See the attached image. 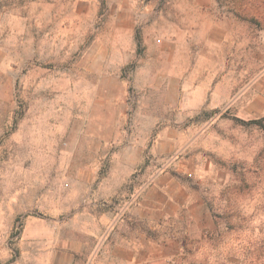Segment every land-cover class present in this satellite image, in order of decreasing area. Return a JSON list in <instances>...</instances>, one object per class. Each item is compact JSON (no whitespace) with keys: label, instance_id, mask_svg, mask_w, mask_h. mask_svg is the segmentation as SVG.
I'll return each mask as SVG.
<instances>
[{"label":"rangeland","instance_id":"374dc122","mask_svg":"<svg viewBox=\"0 0 264 264\" xmlns=\"http://www.w3.org/2000/svg\"><path fill=\"white\" fill-rule=\"evenodd\" d=\"M177 7L206 34L223 30L216 109L170 114L171 82L137 90L124 69L109 75L115 44L132 27L139 37L138 16ZM120 84L126 120L136 110L145 118L144 161L113 189L104 171L112 147L98 146L88 188L104 181L113 191L100 199L108 222L88 236L89 226L56 221L49 206L78 199L77 172L90 163L70 154L91 151L74 127L110 118ZM161 134L176 142L157 154ZM26 232L57 239V250L72 244L82 264L95 248H112V264H264V0H0V259L23 249Z\"/></svg>","mask_w":264,"mask_h":264},{"label":"crops","instance_id":"0c3cea01","mask_svg":"<svg viewBox=\"0 0 264 264\" xmlns=\"http://www.w3.org/2000/svg\"><path fill=\"white\" fill-rule=\"evenodd\" d=\"M138 23L140 32L136 40L132 27L127 31L129 41L115 44L113 47L109 68L112 78L118 80L120 71L124 69L125 79L131 80L137 90L145 86L160 89V82H171L167 88L176 90V98L170 99V94L164 102L170 114L175 112L179 105L183 112H196L204 108L216 109L225 102L222 94L223 84H215L226 80L221 63L223 53L220 51V45L224 43L221 27L213 25L209 27L211 33L206 34L205 29L208 27L196 23L195 18L186 15L185 11L178 7L173 10L153 9L141 13ZM127 64L137 66L132 74L126 73L127 69L124 67ZM125 94V88L120 84L117 94L114 95V103L108 106L113 109L110 118L105 120L89 117V121L74 127L76 143L82 140V144L88 145L91 152L71 153L70 157L75 159L79 156V159L89 161L90 169H78L77 173L82 179L80 189L75 194L79 196L76 197L77 200L52 202L49 206L52 219L58 222L67 219L69 223L89 226L85 228L89 231L88 236L99 235L101 226L108 222V213L103 211L108 208V204L100 199L104 198L105 194H111L115 187L122 185L125 178L130 177L144 161L145 118L136 110L135 116L126 120L125 113L128 108L123 103ZM172 122H176V117L175 121L170 119L164 126L172 129ZM126 128L131 131H126ZM173 142H176V137L161 134L155 153L161 154L162 147L171 146ZM102 144H110L112 147L111 153L107 155L104 171L107 172L113 189L106 190L103 181L98 184L97 189L91 190L88 188L92 186L89 184V177L99 174L97 162L101 155H98V146ZM93 161L96 163L92 164ZM162 185L158 183V186ZM67 209L73 211L66 212ZM56 241L58 240L49 235L26 232L19 240L23 249L17 254H10L9 259H0V264H82L81 261L76 262L77 257L80 259L81 251L73 248L72 244H63L61 250H57ZM96 250L97 248L87 260V264L113 263L112 248L109 252L107 249L101 251L99 256Z\"/></svg>","mask_w":264,"mask_h":264}]
</instances>
